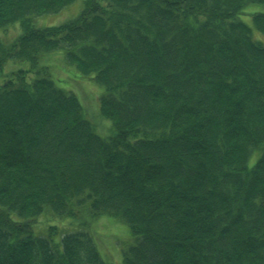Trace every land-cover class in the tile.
<instances>
[{"label":"trees","instance_id":"obj_1","mask_svg":"<svg viewBox=\"0 0 264 264\" xmlns=\"http://www.w3.org/2000/svg\"><path fill=\"white\" fill-rule=\"evenodd\" d=\"M75 1L0 0V76L29 65L0 86V264H106L105 216L131 232L119 264H264V13L240 18L264 0H82L36 24ZM72 82L102 89L111 134Z\"/></svg>","mask_w":264,"mask_h":264},{"label":"rangeland","instance_id":"obj_2","mask_svg":"<svg viewBox=\"0 0 264 264\" xmlns=\"http://www.w3.org/2000/svg\"><path fill=\"white\" fill-rule=\"evenodd\" d=\"M83 7L82 0H76L67 8L58 14L45 15L36 19L38 26H55L67 22L77 16ZM256 13H264V4H251L244 11L240 17L246 24L254 28L253 15ZM19 26L8 30L6 34H2L4 40H12L19 33ZM254 38L264 43V35L254 28ZM29 65L26 63H17L9 61L5 66L3 74L0 76V86L3 85L8 79L11 78L12 73L18 69H28ZM76 77H80L75 74ZM61 77V76H60ZM81 80L79 83H81ZM63 87L73 90L80 101L83 103L88 117L93 123L97 125L98 132L107 136L112 133V122L104 119L100 114V97L102 89L99 86L92 85L91 83L84 82L81 86L76 85L74 82L63 84ZM69 226V225H68ZM73 226H69L71 228ZM93 233L97 241L98 248L106 264H119L123 260L122 246H126L131 239V232L127 225L120 221H116L111 217H101L99 224L93 227Z\"/></svg>","mask_w":264,"mask_h":264}]
</instances>
